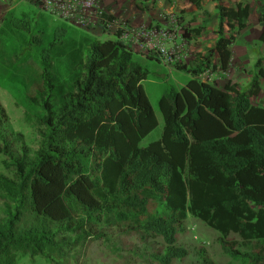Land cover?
<instances>
[{
  "label": "trees",
  "instance_id": "1",
  "mask_svg": "<svg viewBox=\"0 0 264 264\" xmlns=\"http://www.w3.org/2000/svg\"><path fill=\"white\" fill-rule=\"evenodd\" d=\"M213 1L215 46L198 55L195 78L159 97L164 128L147 146L142 140L159 126L143 87L149 71L121 32L90 40L82 54L68 47L66 26L12 21L31 33L43 70L23 105L37 127V150L12 129L0 100V264L26 256L82 264L93 240L116 248L123 240L135 263L148 254L145 264H174L189 255L178 243L188 213L219 232L226 254L264 264V107L252 102L264 68L259 60L248 93L237 83L224 89L198 78L205 70L228 71L251 16L249 3ZM103 21L113 16L101 13ZM157 239L162 245L142 251ZM191 264L217 263L199 249Z\"/></svg>",
  "mask_w": 264,
  "mask_h": 264
},
{
  "label": "rangeland",
  "instance_id": "2",
  "mask_svg": "<svg viewBox=\"0 0 264 264\" xmlns=\"http://www.w3.org/2000/svg\"><path fill=\"white\" fill-rule=\"evenodd\" d=\"M249 1L255 22L259 0ZM158 2V0H0V100L9 115L12 129L23 133L27 144L34 151L38 148L39 135L34 121L26 118V109L23 105L31 83L38 80L43 66L38 50L31 44V33L14 27L12 21L27 20L31 25L40 23L49 30L57 25L66 26L69 29L68 47L82 54L90 40L116 39L115 34L121 32V40L134 51L135 57L149 71L148 79L143 81V87L157 114L159 126L142 140L140 145L147 146L161 138L164 128L157 107L159 97L171 86L178 91L181 90L191 78L196 77L194 70L198 55L205 51L199 52L197 48L192 47L195 44L186 40L193 39L202 27H214L215 33L218 29L211 1L200 8L201 17L199 12H187L185 8H177L170 14L165 10L166 1L162 5ZM101 13L112 15L113 21L99 22ZM225 33L230 35L228 27L225 28ZM258 45L261 43L248 45L245 50H239L242 64L232 62L230 71L224 73L217 68L210 69L208 73L210 82H218L224 89L237 83L241 91L248 93L250 83L258 69L264 68L262 56L264 48ZM161 47L169 48L171 56L167 58L161 56L159 52ZM183 53L187 57L183 56ZM259 60L260 67L257 66ZM214 65L218 67L217 61ZM181 66H186V69L181 70L179 68ZM261 82V93L252 102L254 105L264 107V80ZM184 227L185 230L179 234L178 243L189 251V255L174 264H191L199 249H205L217 264H247L242 258H233L226 254L218 242L219 232L190 213L187 214ZM230 238L240 240L236 234H230ZM127 239L136 242L135 236ZM120 242L122 248L113 247L103 240L89 242L87 248L83 250L82 264L146 263L148 254L142 259H137V263L135 260H129L130 252L125 250L123 240ZM162 243L161 239H157L150 245H142L141 249L146 252L147 249L157 248ZM19 264L49 263L39 257L26 256L19 260Z\"/></svg>",
  "mask_w": 264,
  "mask_h": 264
},
{
  "label": "crops",
  "instance_id": "3",
  "mask_svg": "<svg viewBox=\"0 0 264 264\" xmlns=\"http://www.w3.org/2000/svg\"><path fill=\"white\" fill-rule=\"evenodd\" d=\"M158 1H159L158 3H160L161 5L166 1L167 6L165 10L170 14H173L174 10L177 8H185L187 12H199L200 17L202 16L201 15L202 11L200 10V8L202 6L205 7V3L211 1L214 11V17L218 21L216 5L212 0H202V5L199 9L186 1H177V0H158ZM240 1L250 4L249 0H224V4L226 6H233L235 3ZM258 3H259V10L256 19L257 21L253 22L254 15L252 13V8H251V16L247 23V27L240 32L239 39H237L235 44L232 46V60L228 71H230L232 62L234 61L238 63L242 62L241 52H239V50H245L248 45H257L259 43H261V45L258 46L264 48V42L260 41V36L264 30V22L259 21V18L264 13L262 10V5L264 4V0H259ZM216 40H217V35L215 33L214 27H202L199 34L195 35L193 39H187L186 41L195 44V46L192 45V47L197 48L199 52H204L206 48L214 47ZM183 56L187 57L185 53H183ZM262 56H264V53L262 54Z\"/></svg>",
  "mask_w": 264,
  "mask_h": 264
},
{
  "label": "built area",
  "instance_id": "4",
  "mask_svg": "<svg viewBox=\"0 0 264 264\" xmlns=\"http://www.w3.org/2000/svg\"><path fill=\"white\" fill-rule=\"evenodd\" d=\"M159 52H160V55L167 58V57H170L171 54L169 52V48L167 47H161L159 48ZM210 70H205L203 73L199 74L198 75V78L203 81V82H208V81H211V78L209 76V73Z\"/></svg>",
  "mask_w": 264,
  "mask_h": 264
}]
</instances>
